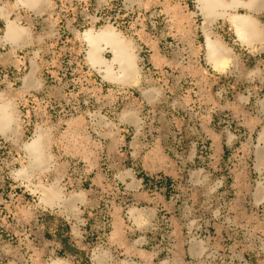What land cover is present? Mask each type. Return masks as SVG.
<instances>
[{"label": "rangeland", "instance_id": "obj_1", "mask_svg": "<svg viewBox=\"0 0 264 264\" xmlns=\"http://www.w3.org/2000/svg\"><path fill=\"white\" fill-rule=\"evenodd\" d=\"M262 6L243 45L196 0H0V264H264Z\"/></svg>", "mask_w": 264, "mask_h": 264}, {"label": "bare ground", "instance_id": "obj_2", "mask_svg": "<svg viewBox=\"0 0 264 264\" xmlns=\"http://www.w3.org/2000/svg\"><path fill=\"white\" fill-rule=\"evenodd\" d=\"M24 4H27L30 7H34L37 5L38 0H20ZM199 6L201 10L205 14V16L210 19L211 15L216 14L214 8L216 6H220L224 10L232 9V7H236L238 5H247L251 10L257 9L260 5H263V0H250L245 2L243 0H198ZM226 12L224 11L223 14ZM226 15V14H225ZM231 21L233 22L237 36L241 41L247 43L249 45L253 44V40L257 39L260 35V30L257 29L256 19L247 14V13H229ZM6 37L9 38L12 42L18 43L25 38V31L24 29L10 21L7 26ZM258 30V31H257ZM86 39L89 41L90 44V51H89V62L93 65L98 64L103 72L105 73V78L110 81H117L120 83H137L135 80V71H134V59L131 54H127L128 48L123 44L118 43L115 37L116 34L110 27H106L102 29L100 32L94 31V29L90 28L86 30ZM101 42H113L114 46L117 48V53L115 55V61H118L120 65V72L116 75L114 74L111 65L106 64L104 65L101 63L100 55L98 53V48ZM209 48V58L215 64L219 65L220 60L226 57V52L223 47L209 38L208 42ZM129 53V52H128Z\"/></svg>", "mask_w": 264, "mask_h": 264}, {"label": "crops", "instance_id": "obj_3", "mask_svg": "<svg viewBox=\"0 0 264 264\" xmlns=\"http://www.w3.org/2000/svg\"><path fill=\"white\" fill-rule=\"evenodd\" d=\"M243 1H245V2H248V1H250V0H243ZM196 2H198L199 3V1L198 0H196ZM262 5H260L259 7H261ZM264 6V5H263ZM262 6V7H263ZM198 7H199V9L201 10V7L199 6V4H198ZM258 7V8H259ZM223 8L222 7H220V6H216L215 8H214V11L216 12V14H213L212 16H217V14H219V12H220V10H222ZM239 9L240 10H243V11H239ZM261 9V8H260ZM230 10H238L237 12H240V13H245V11L246 12H250L251 11V8H249L247 5H238V6H236V7H232V9H230ZM202 11V10H201ZM231 24H232V28H233V30H234V32H235V34L237 35V32H236V28H235V26H234V24H233V22L231 21ZM181 26H183L184 24H180ZM238 37V36H237ZM238 40L240 41V43L241 44H243V45H249V44H247V43H244L243 41H241L240 39H239V37H238ZM224 60V59H223ZM220 63L222 64V61L220 60ZM219 63V65H218V67H220L221 66V64Z\"/></svg>", "mask_w": 264, "mask_h": 264}]
</instances>
